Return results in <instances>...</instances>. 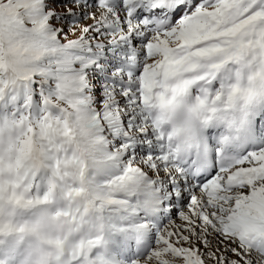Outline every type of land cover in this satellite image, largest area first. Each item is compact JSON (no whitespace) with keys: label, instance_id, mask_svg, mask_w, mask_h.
I'll use <instances>...</instances> for the list:
<instances>
[{"label":"snow or ice","instance_id":"obj_1","mask_svg":"<svg viewBox=\"0 0 264 264\" xmlns=\"http://www.w3.org/2000/svg\"><path fill=\"white\" fill-rule=\"evenodd\" d=\"M0 264H264V0H0Z\"/></svg>","mask_w":264,"mask_h":264}]
</instances>
